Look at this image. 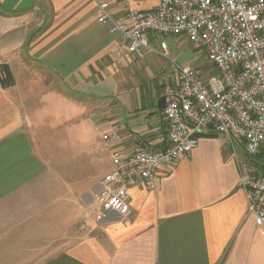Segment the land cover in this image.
<instances>
[{
	"label": "crops",
	"instance_id": "crops-1",
	"mask_svg": "<svg viewBox=\"0 0 264 264\" xmlns=\"http://www.w3.org/2000/svg\"><path fill=\"white\" fill-rule=\"evenodd\" d=\"M105 1L119 20L157 3ZM97 14V0H0L13 80H0V264H264L238 163L264 167L210 130L155 189L130 188V218L96 219L114 152L167 143L163 92L177 83Z\"/></svg>",
	"mask_w": 264,
	"mask_h": 264
},
{
	"label": "built area",
	"instance_id": "built-area-1",
	"mask_svg": "<svg viewBox=\"0 0 264 264\" xmlns=\"http://www.w3.org/2000/svg\"><path fill=\"white\" fill-rule=\"evenodd\" d=\"M97 1L98 22L119 33L138 57L152 50L149 32L183 34L218 70L204 80L189 64L177 67V83L163 92L167 143L160 148L139 143L130 151L114 152V168L94 199L98 221L111 211L130 218V188L155 189L161 170L190 155L204 130L225 135L233 148L242 141L247 155L264 167V0H157L148 9L126 5L123 20L113 15L108 1ZM160 47L168 53L165 40ZM7 79L6 61L0 59V80ZM238 165L248 210L264 236V171L249 162Z\"/></svg>",
	"mask_w": 264,
	"mask_h": 264
},
{
	"label": "rangeland",
	"instance_id": "rangeland-1",
	"mask_svg": "<svg viewBox=\"0 0 264 264\" xmlns=\"http://www.w3.org/2000/svg\"><path fill=\"white\" fill-rule=\"evenodd\" d=\"M149 38L152 50L142 60H153V67L163 78L177 76V67L184 64H189L197 69L204 80H209L211 76L218 74L216 67L207 59L205 51L193 48L183 34L166 35L151 31L149 32ZM161 40L168 43L167 54L160 47ZM236 143L239 149L238 141Z\"/></svg>",
	"mask_w": 264,
	"mask_h": 264
},
{
	"label": "trees",
	"instance_id": "trees-1",
	"mask_svg": "<svg viewBox=\"0 0 264 264\" xmlns=\"http://www.w3.org/2000/svg\"><path fill=\"white\" fill-rule=\"evenodd\" d=\"M12 82H13V80L11 79L10 76H8V79H7L6 81H2V83H3L5 86L12 84Z\"/></svg>",
	"mask_w": 264,
	"mask_h": 264
}]
</instances>
